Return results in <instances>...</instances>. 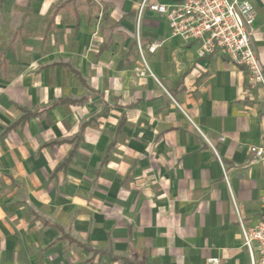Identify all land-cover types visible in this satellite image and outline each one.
<instances>
[{
  "label": "crops",
  "instance_id": "0c3cea01",
  "mask_svg": "<svg viewBox=\"0 0 264 264\" xmlns=\"http://www.w3.org/2000/svg\"><path fill=\"white\" fill-rule=\"evenodd\" d=\"M141 1L0 0L22 14L8 50L39 20L47 60L0 92V264H251L242 224L261 219L264 160L246 162L264 145V88L149 9L145 70ZM250 1L264 69V0Z\"/></svg>",
  "mask_w": 264,
  "mask_h": 264
},
{
  "label": "built area",
  "instance_id": "2783aa9c",
  "mask_svg": "<svg viewBox=\"0 0 264 264\" xmlns=\"http://www.w3.org/2000/svg\"><path fill=\"white\" fill-rule=\"evenodd\" d=\"M139 8V18L149 9L167 19L174 36L181 37L185 43L197 42L201 58L222 55L245 67L252 85L264 88V69L255 46V8L250 0H180L174 3L142 0ZM156 48L157 45H152L150 50L154 52ZM250 152L247 165L264 160V145H251ZM224 175L228 180V171L224 170ZM261 211L257 225L246 228L242 224L251 264H264V196ZM212 262L219 264L218 259Z\"/></svg>",
  "mask_w": 264,
  "mask_h": 264
},
{
  "label": "rangeland",
  "instance_id": "374dc122",
  "mask_svg": "<svg viewBox=\"0 0 264 264\" xmlns=\"http://www.w3.org/2000/svg\"><path fill=\"white\" fill-rule=\"evenodd\" d=\"M21 13H9V14H0V92H4L9 84H12L13 81H19L20 79L26 76H35L37 77L41 71L44 63L47 60H41L37 58L38 54H41L43 50L46 48L45 44L40 46L38 39L43 38L41 35V27L39 20L34 21L28 29H24V36L30 37V44H22L20 41L17 42L15 50L12 54L11 51L8 50V43L13 36L15 28L21 22ZM139 20L138 17V27L137 33L135 35L136 40V49L137 53L140 56L141 63L145 70H150L147 66V62L144 58V44L140 38L139 34ZM39 46V47H37ZM37 47V48H36ZM98 46L96 44H92L90 46L89 51H94ZM46 51H44L45 53ZM28 53V54H26ZM46 57V53L44 55ZM44 59V58H43ZM34 80V79H33ZM35 86L39 85L38 82L34 83ZM3 112L6 115V118H12L14 116L13 112L9 108L3 109ZM4 120V119H3ZM27 229L33 227L39 232L43 229L41 224L36 223H28ZM32 225V226H31ZM27 242L30 244L39 243L40 240L35 238H25ZM20 242L24 241V238L19 240Z\"/></svg>",
  "mask_w": 264,
  "mask_h": 264
},
{
  "label": "trees",
  "instance_id": "16d2710c",
  "mask_svg": "<svg viewBox=\"0 0 264 264\" xmlns=\"http://www.w3.org/2000/svg\"><path fill=\"white\" fill-rule=\"evenodd\" d=\"M63 102H65V101H63ZM32 114H37V113H27L26 116H30Z\"/></svg>",
  "mask_w": 264,
  "mask_h": 264
}]
</instances>
